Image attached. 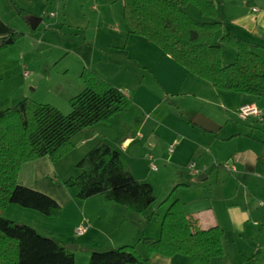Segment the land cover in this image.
Here are the masks:
<instances>
[{
  "label": "crops",
  "instance_id": "obj_1",
  "mask_svg": "<svg viewBox=\"0 0 264 264\" xmlns=\"http://www.w3.org/2000/svg\"><path fill=\"white\" fill-rule=\"evenodd\" d=\"M213 1L222 24L213 44L217 37L222 65L236 60V51L220 41L225 34L251 43L252 52L264 62V0ZM48 6L51 20L41 28L40 18L36 31L31 32L29 18H39V10ZM18 10H24L29 17L21 20ZM184 11L198 23L210 22L192 5ZM122 14L123 0H0V19L23 34L0 52L4 65L0 80L14 81L11 91L5 87L0 91V110L30 99L52 105L67 115L71 112L70 100L84 90L80 74L85 69L92 71L127 96L131 105L108 123L77 133L71 140L70 153L84 149L86 155L97 143L104 142L123 157L135 180L153 189L166 183L168 188H192L189 183H197L200 175L205 177L203 181H209L208 170L213 169V185L230 188L228 201L234 204L226 222L228 231L214 225L223 231V239L228 233L229 250L222 242L223 257L210 264H264V99L214 89L153 43L130 34ZM27 87L31 88L28 94ZM245 105L254 106L259 115L241 119L238 110ZM199 118L210 121L217 129L210 132L197 126ZM174 140L178 148L165 158L160 152ZM150 160L169 164L170 172L163 170L160 176L151 177ZM191 161L193 171L181 174L178 167ZM58 163L45 157L23 165L32 167V180L25 187L55 200L62 208V217L65 210L69 217L73 216L71 233L68 232L71 235L54 237L53 231L36 232L63 247L76 245L77 249L71 251L75 264H87L92 252L122 246H133L145 257L141 240L159 238L169 205L179 200L186 213L187 203L177 195L168 197L155 210L150 207L143 215L113 203L104 204L99 196L79 201L75 188L66 189L60 183L66 177L56 166ZM53 176L56 181L51 180ZM188 216L197 220L198 228L203 230L197 218ZM81 226L85 232L79 235L77 229ZM146 264L193 263L185 256L167 258L155 254Z\"/></svg>",
  "mask_w": 264,
  "mask_h": 264
},
{
  "label": "trees",
  "instance_id": "obj_2",
  "mask_svg": "<svg viewBox=\"0 0 264 264\" xmlns=\"http://www.w3.org/2000/svg\"><path fill=\"white\" fill-rule=\"evenodd\" d=\"M187 5L194 6L210 22L192 20L184 11ZM18 16L25 21L29 14L18 10ZM122 17L130 34L153 43L214 89L264 99V62L252 52L251 43L225 34L220 41L236 51V60L222 65L221 47L213 44L222 26L213 0H123ZM22 36L0 19V52L11 45L5 40L11 38L15 43ZM80 79L84 90L70 100L67 115L30 99L0 110V212L16 205L47 218L59 217L62 208L55 200L19 184L22 166L45 157L51 163L63 159L73 150L71 140L77 133L108 123L130 107L127 96L92 71L83 70ZM76 168L80 174L62 185L75 187L79 201L99 196L102 203L122 206L137 215H143L156 201L153 187L135 180L123 157L104 142L84 155ZM223 236L217 226L200 230L197 220L174 200L163 216L159 238L141 240L145 257L133 246H122L92 252L88 264H146L155 254L167 258L180 255L193 264H210L223 257ZM0 264H75V258L71 251L33 228L0 217Z\"/></svg>",
  "mask_w": 264,
  "mask_h": 264
},
{
  "label": "rangeland",
  "instance_id": "obj_3",
  "mask_svg": "<svg viewBox=\"0 0 264 264\" xmlns=\"http://www.w3.org/2000/svg\"><path fill=\"white\" fill-rule=\"evenodd\" d=\"M52 11L55 12L54 10ZM48 12H49V6L46 9L43 8L41 11L39 10V14H38L39 18L43 19L41 28L45 24H47L48 20H51L48 17ZM215 44L221 45L217 37L215 40ZM227 59L228 57L226 55L224 60L227 61ZM3 66L4 65L0 62V77H2L3 75V71H1ZM13 83L14 81L6 82V81L0 80V91L3 90V87H5L6 89L10 88L9 90L11 91L13 89V86H12ZM30 89H31L30 87H27L26 89L27 94L29 93ZM20 94H21V91L17 93V96ZM177 101L178 102L176 103H180V100H177ZM168 147H167V150H163L160 152L165 158L168 157L167 155ZM177 148L175 149V151L177 150ZM83 151L84 149L82 151L78 149L66 155L63 159H61L62 161L61 160L57 161L59 163L56 166H60V168L63 170L62 176L66 177L65 178L66 180L70 178H75L80 174V170L76 168V163L82 157H84ZM162 163L157 160H153V161L150 160V166L151 164H153L157 167V171H152L149 168L151 177L160 176L163 173V170H165L167 173L170 172V165L169 164L164 165ZM192 163L193 161L187 163L186 166L178 167L181 174L183 173L187 174L188 172L193 171L194 168L193 169L189 168V166L192 165ZM223 165L225 166L226 164H223ZM31 170H32V167H27V165L22 166L19 172V176H18V182L20 185L25 186L31 182L32 180V177L30 175ZM212 170L213 169L211 168L208 170V174L210 175L209 181H202V182H197V183L190 182L189 184L192 188H176V190L174 191L173 197L177 195L179 199L181 198V200L187 203L186 208H185L186 213L188 215H193L195 218L198 219V223L201 229L203 230L208 229L217 224V225H222L225 228V231H228L226 230L227 228L226 222L228 220V214H230L232 211L230 210V208L234 203H233V200L228 201V193L230 191V188H222L221 186L213 185L214 171ZM51 180L56 181V178L53 176ZM168 181L169 180L166 179V182ZM63 182H60V183H63ZM174 189L175 188H168V183L158 186V188H154V194L156 196V201L155 203L152 204L151 208H153V210L157 209L160 206V204H162L164 201L167 200V198L170 196V194L173 192ZM239 205L240 204H238V206ZM61 214L59 217L47 218L35 211L23 209L16 205H9L3 211L0 212V217L6 220H10L18 225H25L30 228H33L37 230L38 233L39 232L48 233V231H53L54 234H51V235H53L54 237L56 236L58 237L59 235L67 236L68 232L71 233V228L69 227L73 223V218H71L73 216L70 215L69 217L67 210H65L63 217L61 216ZM38 216L47 218L49 219V221L48 222L44 220L42 221V219H40V217ZM227 234L225 235L224 239H222V242L225 246L224 247L225 250L228 252L229 240H228ZM68 235H71V234H68ZM43 237H46V236H43ZM79 238L82 239L81 237ZM81 252L82 251H79V255L80 254L83 255ZM79 255H78V258H79ZM86 263L88 264V262Z\"/></svg>",
  "mask_w": 264,
  "mask_h": 264
},
{
  "label": "water",
  "instance_id": "obj_4",
  "mask_svg": "<svg viewBox=\"0 0 264 264\" xmlns=\"http://www.w3.org/2000/svg\"><path fill=\"white\" fill-rule=\"evenodd\" d=\"M41 19L40 18H36V17H30L28 22H29V26L31 30H35L38 26V24L40 23ZM5 44L9 45L12 43V39H8L4 41ZM195 124L201 128H203L204 130L213 132L215 131L217 128H215L214 124H212L210 121L205 120L203 118H199L197 121H195ZM205 179V177L203 175H200L195 182H201ZM65 249H67L68 251H74L77 249L76 245H67L65 247Z\"/></svg>",
  "mask_w": 264,
  "mask_h": 264
},
{
  "label": "built area",
  "instance_id": "obj_5",
  "mask_svg": "<svg viewBox=\"0 0 264 264\" xmlns=\"http://www.w3.org/2000/svg\"><path fill=\"white\" fill-rule=\"evenodd\" d=\"M238 115H239V117L241 119H245V118H247L249 116H258L259 115V112H258V110L254 106H252V105H245V106H242V107L239 108ZM177 144H178V141L177 140H174L169 145V147H168V153L169 154H172L173 153V151H174L175 147L177 146ZM189 167H190V169H193L194 168V165H190ZM150 169L152 171H157V167L155 165H153V164H151ZM84 232H85V229H84L83 226H81V227H79L77 229V234H79V235H82Z\"/></svg>",
  "mask_w": 264,
  "mask_h": 264
}]
</instances>
